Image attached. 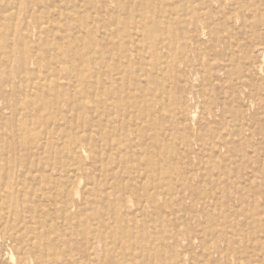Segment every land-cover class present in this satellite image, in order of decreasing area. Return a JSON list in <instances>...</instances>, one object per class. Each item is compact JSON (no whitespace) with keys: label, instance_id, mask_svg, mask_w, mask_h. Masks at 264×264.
Listing matches in <instances>:
<instances>
[{"label":"rangeland","instance_id":"1","mask_svg":"<svg viewBox=\"0 0 264 264\" xmlns=\"http://www.w3.org/2000/svg\"><path fill=\"white\" fill-rule=\"evenodd\" d=\"M127 1L0 0V264H35L21 242L28 234L16 225L21 224L23 206L33 211L38 204L55 211L51 222L62 231L98 212L106 218L124 214L133 219L144 230L141 237L166 235L170 252L183 251L189 235L191 251L183 264H264V0H136L145 9L131 4L126 18L122 2ZM165 10L177 13L183 24H172L175 15L165 16ZM196 16L204 18V30H192ZM158 25L165 36L161 44ZM130 27L135 32L131 39L142 49H128L130 59L125 60L121 41ZM186 30L193 40L171 42L172 31L179 37ZM93 56L105 74L121 72L118 86L123 93L130 87L129 95L117 103L121 116L96 104L98 120L91 118L85 64ZM76 65L83 79L68 88L67 77L78 76ZM142 89L152 95L147 119L137 112L145 99ZM179 89L183 105L176 100ZM199 120L205 124L201 130L195 129ZM223 140L225 145L220 144ZM138 160H149L158 170L151 171L149 163L140 165L134 173L137 184L150 189L127 192L121 187L132 182L130 169ZM181 167L185 175L177 171ZM168 172L174 188L165 182ZM153 184L166 197L158 200L159 209L143 212L139 205L145 203L146 191L154 192ZM22 188L30 198L20 203L14 197ZM63 201L76 213L69 220L60 211ZM160 219L165 226L159 225ZM152 224L159 227H147ZM31 226L38 237L41 229L36 230V223ZM78 244L79 239L72 240L74 247ZM100 249L95 242L94 253L80 264H101ZM115 254H108L109 261L122 262V254Z\"/></svg>","mask_w":264,"mask_h":264},{"label":"bare ground","instance_id":"2","mask_svg":"<svg viewBox=\"0 0 264 264\" xmlns=\"http://www.w3.org/2000/svg\"><path fill=\"white\" fill-rule=\"evenodd\" d=\"M170 1V0H169ZM223 0H218L217 2H221ZM238 1V0H236ZM46 2V1H45ZM102 2V1H99ZM148 2V1H147ZM164 2V1H163ZM261 0H255L254 4H258L260 3ZM79 3V2H78ZM104 3V2H103ZM103 3H101L103 5ZM196 3V2H195ZM236 3V2H235ZM243 3V2H242ZM122 4L124 5L125 9H124V14L127 15L126 18H128L130 16V11H129V6L131 4H135L137 10H143L145 9V7L141 6L140 2H137L136 0H128L127 2H122ZM222 4V3H221ZM79 5V4H77ZM234 5V4H233ZM263 5V4H262ZM168 7L170 5H167ZM202 6V5H201ZM203 7V6H202ZM88 8V7H86ZM174 8V7H173ZM244 8V7H243ZM242 8V9H243ZM49 9V8H48ZM200 10V9H199ZM246 10V9H245ZM154 11V10H151ZM166 14L165 16H173V21H171V23H176V20L178 21V23L183 24L182 19L177 15V13H169L167 10H165ZM235 13V12H234ZM96 14V13H95ZM165 14V13H164ZM164 14H162V16L164 17ZM259 14V12H258ZM93 15V14H92ZM228 15V13H227ZM186 16V15H185ZM242 16V15H241ZM203 17V16H202ZM233 19V17L231 18ZM242 20V18H241ZM106 22V21H105ZM234 22V21H233ZM162 23H165V25H169V21L163 19ZM249 23V22H247ZM187 24V22L185 23ZM252 24V23H251ZM233 25V23H232ZM207 26L204 18H201V16H196L195 17V21L193 22V27L192 30L195 31L198 27H201L202 30L205 29V27ZM138 27V26H137ZM261 28V25L259 26ZM162 26L158 25V41L160 42V44L164 41L165 36L164 32L161 30ZM258 28V29H260ZM130 28L124 30V39L122 37V41L123 42V46L125 47L121 52V56L123 57L122 59L128 60L130 59L128 57L127 51L128 49L130 50H134L137 51L138 49H142V47H140L139 41H135L132 40V34H134V30L136 29V26L133 27L132 30H130ZM257 29V30H258ZM237 30V29H236ZM259 31V30H258ZM202 32V31H201ZM223 32V31H221ZM245 33V31H243ZM263 33V32H262ZM197 35V34H196ZM203 35V34H202ZM223 35V34H222ZM226 35V34H225ZM223 35V36H225ZM264 35V34H263ZM263 37V36H262ZM178 39H182V41L186 42V41H190L193 40L191 38V36L188 33V30L186 31H182V34L178 37V35L176 34V32L172 31V35H171V42L172 43H176L178 41ZM263 40V38H262ZM248 41V39H247ZM198 42V40L196 41V43ZM244 42V41H243ZM249 42V41H248ZM119 43V42H118ZM250 43V42H249ZM159 45V44H158ZM184 45V43H183ZM229 45V44H228ZM176 47H178L177 45H175ZM244 46H246V44L244 43ZM248 46V45H247ZM254 46V44L252 45V47ZM147 47V45H146ZM161 47V45H160ZM144 49V48H143ZM146 49V48H145ZM245 49V48H244ZM225 50V49H224ZM226 51V50H225ZM136 53V52H135ZM202 53V52H200ZM39 54V53H38ZM137 54V53H136ZM228 54V53H227ZM241 55V54H240ZM252 55V54H251ZM76 56V55H75ZM184 56V55H183ZM77 57V56H76ZM241 57V56H240ZM239 57V58H240ZM78 58V57H77ZM146 59L150 58V56H145ZM264 59V58H263ZM228 60V58H227ZM226 60V61H227ZM238 60V59H237ZM127 62V61H126ZM183 62V61H181ZM238 62V61H237ZM225 63V62H224ZM98 57L97 56H93L89 59V61L85 64L87 66H85V68L89 71V78H88V83H87V88L89 89V93H90V97H91V101L93 103V112H92V119L94 122H96L98 119L96 118V112H95V108L97 107L96 104H101V107L104 108V110L106 112H108L110 115L111 114H119L120 116L122 115V113L120 112V106L117 105V103L121 104L122 103V99H123V94L126 93V95H129L130 93V87H126V89L124 90V93L121 89H119V83L122 79V75L120 71H114L113 73H108L105 74L104 73V69L101 68L102 66H98ZM229 65V64H228ZM233 65V64H232ZM185 66V71L186 68L188 67V65H184ZM226 66V65H225ZM224 66V67H225ZM234 66V65H233ZM247 66V65H246ZM229 67V66H228ZM245 67V66H244ZM101 68V69H100ZM238 68V67H237ZM248 68V67H247ZM73 69V68H72ZM74 69H76L78 73V76L76 79H72L71 76L67 77V81H68V88L70 87V82L72 81H76L79 79L80 80L83 79L82 77V70L81 67L76 65L74 66ZM185 71H181L180 75L181 77L185 76ZM245 71V70H244ZM247 71V70H246ZM261 71V70H260ZM237 72V71H236ZM161 74V72H160ZM235 74V73H234ZM239 75V74H238ZM75 76V75H74ZM140 76V75H139ZM138 76V77H139ZM136 77V78H138ZM34 78V77H33ZM236 78V77H235ZM237 79V78H236ZM240 79V78H239ZM246 80V79H245ZM85 82V79L83 80ZM241 81V80H239ZM238 81V82H239ZM234 82V81H233ZM241 83V82H240ZM105 84H109L110 87L106 88ZM237 84V83H235ZM111 85L116 86L113 90V88H111ZM156 85V84H155ZM239 85V84H238ZM231 86V85H230ZM257 86V85H256ZM237 87V85H236ZM41 88V87H40ZM204 88V87H203ZM233 88V87H232ZM235 88V87H234ZM181 89V88H180ZM180 89L177 93V101L179 105H183V103H185L183 94L180 92ZM27 90V89H26ZM146 89H142L140 90L141 94L140 97L141 98H145L143 101H141L140 103L137 104V112L140 113L142 116H144L147 119V116H149V111H148V107H147V102L151 101V97L152 95L150 91L147 90V95H144V91ZM231 91V89H230ZM235 91V90H234ZM153 92V91H152ZM160 95V94H159ZM59 97L61 95H58ZM148 96V98H147ZM190 96V95H189ZM167 97V96H166ZM165 97V98H166ZM73 101V98H72ZM109 102V103H108ZM131 103V102H130ZM212 103V102H211ZM50 104V102H49ZM76 105V104H75ZM80 106V104H78ZM203 105V104H202ZM128 106V105H127ZM252 106V105H251ZM50 107V106H49ZM129 107V106H128ZM131 107V106H130ZM224 107V106H223ZM186 108V107H185ZM239 108V107H238ZM127 109V108H126ZM183 109V108H182ZM227 109V108H226ZM128 110V109H127ZM70 111V110H69ZM81 111V110H80ZM136 113V112H135ZM231 113V112H230ZM100 114V113H99ZM212 115V113L209 111L207 112V115ZM226 114V113H225ZM79 115V114H78ZM98 115V114H97ZM195 114H192V118H194ZM83 116V115H82ZM231 117V115H228V117ZM237 116V115H235ZM246 116V114H245ZM227 117V118H228ZM134 119V118H133ZM237 118H235L236 120ZM239 119V117H238ZM127 120V119H126ZM229 120V119H228ZM247 120V119H246ZM255 120V119H254ZM135 121V120H134ZM150 121V118L149 120ZM258 121V120H257ZM151 122V121H150ZM233 122V121H231ZM141 123V121H140ZM152 123V122H151ZM240 123V122H239ZM145 124V123H144ZM191 124V123H189ZM245 124V123H242ZM50 125V124H49ZM48 125V126H49ZM106 126V124H104ZM179 125V124H178ZM247 125V124H246ZM249 125V124H248ZM108 126V125H107ZM191 126V125H189ZM205 126V124L202 122V120H199V123L197 125V127L195 129H199L201 130V128H203ZM235 126H236V122H235ZM245 126V125H244ZM67 127V125H66ZM138 127V126H137ZM134 127V128H137ZM234 127V126H233ZM237 127V126H236ZM248 127V126H247ZM149 128V127H146ZM192 128V127H190ZM226 128V127H225ZM234 129V128H233ZM232 129V130H233ZM242 129V128H241ZM247 129V128H246ZM249 130V129H248ZM133 131H136L133 129ZM146 131V130H145ZM219 131V130H217ZM240 129L237 127V133L240 134ZM99 132V131H98ZM235 132V131H234ZM154 133V132H152ZM217 133V132H216ZM229 133V132H228ZM43 135V134H42ZM136 135V134H135ZM44 137V136H43ZM136 137V136H135ZM134 137V139H135ZM217 137V136H216ZM224 137V136H223ZM111 138V137H110ZM234 138V137H233ZM43 140V139H42ZM49 140V139H48ZM86 140V139H85ZM100 141V140H99ZM110 141V140H109ZM121 141H125V139L123 138ZM205 142V141H204ZM41 143V141H40ZM45 143V142H44ZM99 143V142H98ZM128 143V142H127ZM43 144V142H42ZM41 144V145H42ZM49 144V142H48ZM220 144L225 145L226 142L225 140L221 141ZM210 145V144H209ZM37 146V145H36ZM47 147V146H46ZM73 147H77V145H75V142L73 141ZM173 147V146H172ZM214 147V146H213ZM253 147V146H252ZM115 149V148H114ZM247 149V148H246ZM53 150V149H52ZM74 150V149H73ZM100 150V149H98ZM157 150V149H156ZM174 149H171L169 151H172ZM48 151V150H47ZM84 151V150H83ZM253 151V150H252ZM250 153V151H248ZM214 153V152H213ZM86 154V153H85ZM72 158H74L76 160V156L74 154V152L71 153ZM122 155V154H121ZM106 156V155H105ZM117 156V154H116ZM131 156V155H130ZM204 156V155H203ZM118 157V156H117ZM116 157V158H117ZM132 157V156H131ZM38 158V157H37ZM205 158V157H204ZM238 158V157H236ZM67 159V158H66ZM124 159V158H123ZM37 160V159H36ZM63 160V159H62ZM206 160V158H205ZM227 160V158H226ZM66 162V161H65ZM124 162V160H123ZM72 163V162H71ZM127 163V162H126ZM149 163V160L145 161L143 163V161L141 162L140 160L137 161V164L133 167H131L130 171L131 174L133 175V180L130 183H126L124 184L123 187H121L122 189H124L125 191H129L131 192L132 190H145L150 189L149 185L146 186H141L139 184H137V179L138 176L134 175L135 172L140 171V165L143 164H147ZM182 163V162H181ZM203 163V162H202ZM207 163V161H206ZM61 164V163H60ZM118 164V163H116ZM74 165V164H73ZM149 166V168L151 169V171H157V167L155 166V163H149L147 164ZM43 166V165H42ZM79 166V165H78ZM39 167V166H38ZM45 167V164H44ZM117 167V165H116ZM43 168V167H42ZM155 168V169H154ZM81 170H83L82 168H80ZM106 169V168H105ZM112 169V168H111ZM243 169V168H242ZM36 170V169H35ZM51 170V169H50ZM200 170V169H199ZM70 171V170H69ZM105 171V170H104ZM177 171H179V173H181V175H185V173L187 172L183 167H181L180 169H178ZM201 171V170H200ZM73 172V171H72ZM71 172V173H72ZM75 172V171H74ZM109 172V170H108ZM216 172V169L211 168L209 169V173L214 174ZM49 173V172H48ZM68 173V172H67ZM146 173V172H145ZM170 172H168V174L166 175L164 173V175L166 176L165 182H169V179H172V174H169ZM113 174V173H112ZM144 174V173H143ZM148 174V173H147ZM48 176V175H47ZM242 176L243 173H242ZM73 177V176H72ZM124 177V176H123ZM181 178V177H180ZM114 179V178H113ZM124 179V178H123ZM122 179V180H123ZM142 179V178H141ZM182 179V178H181ZM169 180V181H168ZM245 180V179H244ZM35 182V181H34ZM81 182V181H80ZM128 182V181H127ZM245 182V181H244ZM20 182H16L15 186H17ZM57 183V182H56ZM67 183V182H65ZM82 183V182H81ZM169 183H171V188L175 187V184L170 181ZM4 184V183H3ZM247 184V183H246ZM114 185V184H113ZM110 186V185H109ZM183 189L185 190L187 187V184L183 183L182 185H180ZM153 187H155V185H151V188L153 189ZM160 187V186H159ZM158 186L155 187L154 192H148L146 191L144 198L141 196V198H143V201H145V203H141L139 205V208L141 211H147L148 208H153V209H159V205H157V202L160 198H164L166 197V194L163 193L164 189L162 190L161 188H159ZM162 187V185H161ZM116 188V187H114ZM210 189V188H209ZM116 190V189H115ZM250 190V188H249ZM60 191V190H59ZM117 191V190H116ZM27 192V191H26ZM25 192V190L22 188L21 189V193L17 196L15 195V200L19 201L20 203L23 201L22 199H29L30 197L27 195V193ZM54 192V191H53ZM68 192V191H67ZM23 193V194H22ZM43 191H41V193H39V200H37L38 202L40 200H42L43 198ZM116 193V192H115ZM22 194V195H21ZM69 194V192H68ZM8 195V194H6ZM65 195V194H64ZM125 195V194H124ZM68 196V195H67ZM35 197V196H34ZM33 197V198H34ZM42 197V198H41ZM65 197V196H64ZM204 197V196H203ZM52 198V197H51ZM35 199V198H34ZM145 199V200H144ZM244 200V199H243ZM142 201V202H143ZM183 201V197L180 196V202ZM27 204V203H26ZM39 207H34L33 211H30V209H28L26 206L22 207V212L21 215L22 217V221L21 224L16 225V227L20 230L22 229V231H24L25 233H27L28 235L26 236V238H23V241L21 239V242H24V244L26 245V249L28 250V252L30 253V259H33L35 264H80L81 259L84 257H89L90 254L94 253V244L95 242H98L99 246H101L100 249V262L101 264H127V262L130 261V264H144L147 263H157L160 262V264H183V260L184 258L190 254L191 251V246L188 247V245L190 244V236L187 235L189 238H185L186 240H188V244L187 247L185 249H183V251H178L177 249L170 252L169 251V245L167 244V239H166V235L157 233V232H153V235H150L146 233L145 236L141 237V235H143L144 230L141 227H137L135 225H133L134 220L131 218L126 217L124 214V216L122 215V217H115L114 215H109L104 216L102 213H98L96 212L93 217L90 216H83V220L84 221H80V224H76V225H72V226H68L65 227V230H61L56 224H53L52 222L56 219V213L51 212L49 210H45V208H40V204H38ZM247 206V205H246ZM60 207V211L62 214V217H64L65 219L69 218H73L74 215L76 213H70V206H68L66 201H63L61 203ZM251 208V205H250ZM262 208V207H261ZM85 209V208H84ZM263 209V208H262ZM260 211V210H259ZM258 211V213H259ZM84 213V211H83ZM261 214V213H260ZM4 215V214H3ZM20 215V216H21ZM88 215V214H87ZM256 215V213H255ZM152 216V215H151ZM258 216V215H257ZM59 218V217H58ZM259 220V219H258ZM52 221V222H51ZM185 221V220H184ZM61 222H63V220H61ZM189 222V221H188ZM32 223H36L37 224V228L36 230H40L39 231V235L38 237L33 235V233L35 232L34 229H32L31 224ZM160 226H165V220L164 219H160L158 221ZM259 223V221H258ZM257 223V224H258ZM18 224V223H17ZM157 224V223H154ZM62 225V224H61ZM186 225V223H185ZM188 225V224H187ZM48 227L46 229V231L43 232L45 227ZM189 226V225H188ZM148 228L154 230L156 229L157 225H147ZM190 227V226H189ZM169 228V227H168ZM246 230V229H245ZM259 232V230H257ZM261 232V231H260ZM140 233V234H139ZM42 234V235H41ZM189 234V233H188ZM209 234V233H208ZM262 234H264L262 232ZM33 235V236H32ZM201 235V233H200ZM234 235V234H233ZM260 235V233L258 234ZM232 236V235H231ZM236 236V235H235ZM250 236V235H249ZM140 237V238H138ZM253 237V235H252ZM222 238V237H221ZM237 238V237H236ZM79 239V243L78 246H73L72 245V240H76ZM196 239V238H195ZM198 239V238H197ZM254 239V238H252ZM246 240V239H245ZM15 242L17 241V237L14 238ZM176 241V240H175ZM247 241V240H246ZM249 241H252L251 238L249 239ZM201 244H203V241H201ZM205 242V241H204ZM59 243V244H58ZM65 245V248L61 246ZM173 245L177 246L178 242H173ZM246 244V243H245ZM171 245V244H170ZM173 245H171L170 247H173ZM255 245V244H254ZM73 246V247H72ZM204 246V245H203ZM258 246V245H257ZM180 247V246H178ZM202 247V246H200ZM246 248V246H245ZM244 248V249H245ZM250 248V247H249ZM259 248V247H258ZM118 249L120 250H124L125 252H121V251H117ZM243 249V250H244ZM248 249V248H246ZM245 249V251H247ZM251 249V248H250ZM127 250V251H126ZM201 250V249H200ZM249 250V249H248ZM252 251V250H251ZM259 251V250H258ZM27 252V251H26ZM27 252V253H28ZM116 252L115 257L117 258L118 255L122 254V262H117L116 260H113V262L107 258L108 254ZM201 252V251H200ZM261 252V251H260ZM78 255L77 258H75L76 254ZM21 254V253H20ZM246 254V253H244ZM202 255V254H201ZM14 256V255H12ZM23 256V255H22ZM143 257L144 260L143 262L141 261V263L138 262L137 259H139L140 257ZM262 256V255H261ZM191 257V256H190ZM210 258V256H209ZM12 259V258H11ZM190 259V258H189ZM203 259V256H202ZM261 259V257H260ZM192 260V259H191ZM80 261V262H79ZM88 261V260H87ZM92 261V260H91ZM172 261V263H171ZM190 262V261H189ZM86 264V263H85ZM88 264H93L88 263ZM263 264V263H262Z\"/></svg>","mask_w":264,"mask_h":264}]
</instances>
